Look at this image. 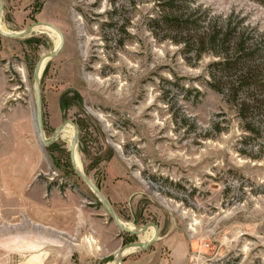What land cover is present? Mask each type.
<instances>
[{"label": "rangeland", "instance_id": "374dc122", "mask_svg": "<svg viewBox=\"0 0 264 264\" xmlns=\"http://www.w3.org/2000/svg\"><path fill=\"white\" fill-rule=\"evenodd\" d=\"M185 1L264 34V7L255 1ZM1 2L4 32L37 22L62 32V48L38 78L45 136L68 120L78 126L80 170L102 193L125 189L116 208L121 220L134 221L132 229L153 221L181 236L183 264H264V112L248 129L237 107L209 85L218 57L187 56L182 44L156 36L159 0ZM60 41L46 26L15 39L0 34V162L7 159L0 165V264H37V253L45 255L40 264H54L56 248L79 258L73 244H50L60 235L27 221L22 197L5 195L11 166L23 172L29 163V176L12 184L22 194L44 184L48 192L78 193L86 208L104 206L73 169L74 127L50 145L36 131V65Z\"/></svg>", "mask_w": 264, "mask_h": 264}, {"label": "crops", "instance_id": "0c3cea01", "mask_svg": "<svg viewBox=\"0 0 264 264\" xmlns=\"http://www.w3.org/2000/svg\"><path fill=\"white\" fill-rule=\"evenodd\" d=\"M6 163L7 159L4 158L3 162H0V165H5ZM28 164L24 163V170L28 168ZM9 165H12V161H10ZM24 170L23 172L13 170L11 166L9 173L6 172L11 183H9V186L3 184L5 195L8 196L10 194V196L22 197L21 201L25 208L24 210H26L27 221L35 223L41 228L51 229L53 233L60 235L59 240L57 237H55L56 239L49 238L50 244H73V246L77 247L79 253V258L72 254L62 256V253L57 250L59 248H56L51 254V261L54 264H60L62 260L67 261L68 264H114L117 251L123 245L128 244L130 238L129 240L126 239L127 236L122 233L123 230L112 220V216L109 220L106 217L104 218L105 215L109 214L107 209L102 206L103 209L99 212L94 210L96 209L95 207L88 206L86 208V205L78 199V193L73 191L61 192L60 190L48 192L46 188H43V186L45 187L44 184L34 183L31 188L26 189L22 194L13 189L12 184L18 180H22L23 177L27 178L29 176V173ZM2 174L3 172H0V178L4 180ZM119 188L117 187L111 193H102L115 211L117 210V206L123 202L121 197L124 196L123 191L125 189ZM26 196L29 198L24 201L23 198ZM133 222L126 223L128 225L133 224L134 226L136 223ZM158 227V239L150 247L129 249L128 253L123 255L122 264H170L169 258L166 257L167 251H170L171 264H183L187 258L188 250V246L183 241V238L172 235L169 232L163 233L161 230L164 229V226L161 224ZM152 229L154 228L150 227L147 231L137 235L139 241H150L155 235V231L153 230L152 232ZM125 233L132 236V234ZM62 235L67 236L68 239ZM9 239L12 242L16 241V238L9 237ZM26 249H29V247ZM26 249L21 247V249L16 250L23 252ZM44 256H41L40 253L35 255L37 264H40V261H44Z\"/></svg>", "mask_w": 264, "mask_h": 264}, {"label": "trees", "instance_id": "16d2710c", "mask_svg": "<svg viewBox=\"0 0 264 264\" xmlns=\"http://www.w3.org/2000/svg\"><path fill=\"white\" fill-rule=\"evenodd\" d=\"M252 1L264 7V0ZM159 6L160 15L151 21L155 35L182 44L187 56L218 57L210 65L209 85L237 107L252 129L250 120L264 112V34L234 15L222 20L185 0H159Z\"/></svg>", "mask_w": 264, "mask_h": 264}, {"label": "water", "instance_id": "95a60500", "mask_svg": "<svg viewBox=\"0 0 264 264\" xmlns=\"http://www.w3.org/2000/svg\"><path fill=\"white\" fill-rule=\"evenodd\" d=\"M1 14H2V2L0 0V20H1ZM36 26H46L49 28L54 29L60 36V44L59 46L53 51L50 52L49 54H46L44 56H42V59H40L39 63L36 65V70H35V74H34V81H35V97H36V115H35V122H36V131L38 133V137L39 140L42 144L45 145H50V143H52L54 140H56V138L64 131V129L66 128V126L68 124H71L74 127L75 133L74 136L72 138L71 141V145H70V156H71V161H72V165H73V169H75L77 175L82 178V180H84V182H86L88 184V186L93 190V192L100 198V200L102 201L104 207L107 209V211L109 212V214H111L112 216V220H114V222L117 224V226L123 230L124 232H127L129 234L132 235H139L141 233H143L144 231H147L148 228L152 227L155 230V235L154 237L148 241V242H143V241H138V242H130L126 245H123L122 248H120L117 253H116V264H122L123 262V252L128 249V248H147L150 247L153 242L158 239L159 237V228L158 225L152 222H148L145 225H142L140 227H136V228H129L128 226L126 227V225H124L121 220L120 217L118 216V214L116 213V211L114 210L113 207H111L110 202L108 201V199L105 197L104 194H102V191L100 190V188L93 182L91 181V179L89 177H87L80 169H77V165H76V160H75V154H76V142L78 141V134H79V128L78 126L73 122V121H65L63 124H61L56 130L55 132L50 136V137H46L45 136V131H44V125H43V115H42V97H41V88H40V81H39V68H40V64L42 63V61L47 60L48 58H52L54 57V55H56L58 53V51H60V49L63 46V42L64 39L63 38V34L62 32L56 28L55 26H53L52 24L49 23H43V22H37V23H33L32 25L28 26L27 29H25L23 32H18V33H7L4 32L1 29V25H0V34L2 36H6V37H10V38H17V37H24V36H28V34L32 31L33 28H35Z\"/></svg>", "mask_w": 264, "mask_h": 264}, {"label": "bare ground", "instance_id": "6f19581e", "mask_svg": "<svg viewBox=\"0 0 264 264\" xmlns=\"http://www.w3.org/2000/svg\"><path fill=\"white\" fill-rule=\"evenodd\" d=\"M49 28V27H48ZM1 29L2 30H5L4 28H3V26L1 27ZM51 30H53V32L55 31L54 29H52V28H50ZM56 32V31H55ZM57 33V32H56ZM54 34V33H53ZM57 35H58V33H57ZM45 62H46V60H44V61H42V63L39 65L40 66V68H39V75H40V73H41V71H42V69H43V64H45ZM70 134H73V131L71 130V132H70ZM77 155V153L74 155L75 156V160H76V165H77V169H80L81 168V164H79L78 163V156H76ZM121 222L124 224V225H126V227L128 226L129 228H132L131 226H129L127 223H125L123 220H121ZM131 248H133V247H131ZM131 248H128V249H126L124 252H123V254H126V253H128V251H129V249H131ZM114 264H116V260H115V262H114Z\"/></svg>", "mask_w": 264, "mask_h": 264}]
</instances>
